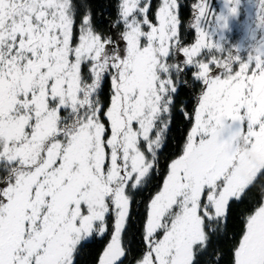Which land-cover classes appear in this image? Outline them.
Wrapping results in <instances>:
<instances>
[{
  "label": "snow or ice",
  "instance_id": "6c2138e0",
  "mask_svg": "<svg viewBox=\"0 0 264 264\" xmlns=\"http://www.w3.org/2000/svg\"><path fill=\"white\" fill-rule=\"evenodd\" d=\"M0 264H264V0H0Z\"/></svg>",
  "mask_w": 264,
  "mask_h": 264
},
{
  "label": "trees",
  "instance_id": "16d2710c",
  "mask_svg": "<svg viewBox=\"0 0 264 264\" xmlns=\"http://www.w3.org/2000/svg\"><path fill=\"white\" fill-rule=\"evenodd\" d=\"M179 127H180V125L178 124L177 125V129H179ZM178 137H179V132L177 131V132L174 133V139L178 138ZM171 151H173V149H169V152H171ZM167 155H168V153H165V156H167ZM145 195H147V194H145ZM99 247H100V245H97L96 248H94L92 250L93 251V255L95 254V251L98 250Z\"/></svg>",
  "mask_w": 264,
  "mask_h": 264
}]
</instances>
